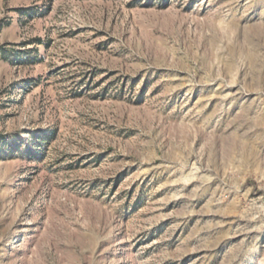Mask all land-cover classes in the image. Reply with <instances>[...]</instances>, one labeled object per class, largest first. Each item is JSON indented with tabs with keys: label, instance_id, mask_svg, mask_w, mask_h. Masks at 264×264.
<instances>
[{
	"label": "rangeland",
	"instance_id": "obj_1",
	"mask_svg": "<svg viewBox=\"0 0 264 264\" xmlns=\"http://www.w3.org/2000/svg\"><path fill=\"white\" fill-rule=\"evenodd\" d=\"M0 264H264V0H0Z\"/></svg>",
	"mask_w": 264,
	"mask_h": 264
}]
</instances>
